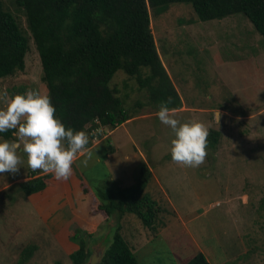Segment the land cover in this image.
Listing matches in <instances>:
<instances>
[{
    "label": "rangeland",
    "instance_id": "rangeland-1",
    "mask_svg": "<svg viewBox=\"0 0 264 264\" xmlns=\"http://www.w3.org/2000/svg\"><path fill=\"white\" fill-rule=\"evenodd\" d=\"M2 3L27 37L28 50L24 69L0 79V109L6 108L4 94L11 98L13 86L25 87L24 94L30 89L48 93L24 9L15 0ZM149 13L159 55L182 101L175 118L181 123L203 121L209 132H220L218 141L214 147L207 144L199 167L175 163L171 128L159 120V109L147 104L145 89L118 70L111 86L119 89L125 107L136 112L111 137H105L112 132L108 127L86 125L92 155H83L75 166L93 189L110 191L133 184L140 162L148 165L152 175L145 192L161 208L156 228L149 230L131 213L120 220L122 236L140 264H182L198 251L211 264H264V35L241 13L201 21L187 3ZM137 101L146 105L136 106ZM5 139L16 140L17 129L8 137L0 135ZM22 147L19 170L0 174V264H73L68 240L79 242L80 230L56 238L15 188L32 172ZM116 216L99 233L107 236L106 243L116 228ZM83 238L85 244L93 242ZM25 247L32 253L28 261L21 257ZM89 252L86 264L90 247Z\"/></svg>",
    "mask_w": 264,
    "mask_h": 264
},
{
    "label": "trees",
    "instance_id": "trees-1",
    "mask_svg": "<svg viewBox=\"0 0 264 264\" xmlns=\"http://www.w3.org/2000/svg\"><path fill=\"white\" fill-rule=\"evenodd\" d=\"M15 3L25 11L42 66L41 79L55 107V116L66 128L75 131H85L86 125L113 129L134 116L136 110L126 108L119 89L111 86L118 70L135 79L139 89H145L148 105L159 109L161 102L170 96L172 102L167 107L181 108L182 101L151 31L149 9L163 11L172 3H187L201 21L241 13L264 35V0H15ZM27 50V37L0 0V79L24 69ZM24 88L13 86L9 95L24 94ZM135 105L146 104L137 101ZM15 131L10 129L0 135L8 137ZM219 135V131L211 130L208 144L214 147ZM89 145L90 142L86 147ZM49 175L33 171L27 179L17 182L15 188L26 196L43 189ZM151 175L148 165L140 162L130 186L97 191L82 182L88 195V215L100 214L109 220L117 214L116 228L98 264H140L122 236L120 220L125 213H131L154 231L161 208L145 192ZM78 244L70 258L73 264H86L89 253L83 237ZM31 256L30 248L21 250L22 261ZM182 264L211 263L198 251Z\"/></svg>",
    "mask_w": 264,
    "mask_h": 264
},
{
    "label": "clouds",
    "instance_id": "clouds-1",
    "mask_svg": "<svg viewBox=\"0 0 264 264\" xmlns=\"http://www.w3.org/2000/svg\"><path fill=\"white\" fill-rule=\"evenodd\" d=\"M6 98V108L0 109V132L17 129L16 140H0V174L16 173L21 164L18 152L27 154L28 166L35 172L42 170L52 173L58 181H67L72 175V165L78 154L91 158V151L86 149L89 135L83 130L66 128L55 116V107L48 94H41L30 89L26 94H15ZM172 97L162 101L156 113L159 120L171 128L174 138L171 141L172 160L185 167H199L207 156L209 128L199 120L181 123L175 109L167 105ZM220 113L215 119L219 122ZM87 164V159L82 161Z\"/></svg>",
    "mask_w": 264,
    "mask_h": 264
},
{
    "label": "crops",
    "instance_id": "crops-1",
    "mask_svg": "<svg viewBox=\"0 0 264 264\" xmlns=\"http://www.w3.org/2000/svg\"><path fill=\"white\" fill-rule=\"evenodd\" d=\"M131 119L127 120L121 125L126 124ZM119 126L110 129L109 131H112L111 134H104L105 137H111L113 131H115ZM101 138L97 140L101 141ZM93 146L94 144H92L91 146L89 145L88 147H86V149L89 150L90 147ZM82 156L83 155L78 154L75 162H77ZM75 162L72 165V175L67 181H58L55 179L54 174L49 173V177L45 180V187L41 190L24 196V198L27 197V200L31 205L34 213L37 215V220L41 221L46 229L56 238L71 237L70 234L72 230L78 228L80 230L79 235H83L82 237H87V240H93L90 245L87 244V242L85 244V248L89 253V256V247L92 254L100 252L102 255L104 249L110 241L106 243L107 236L105 234L100 235L99 233L103 232L102 225L105 222H109L111 218L109 220H104L100 214L88 215V195L83 190L82 182L85 181L90 187L91 185L89 181L84 177L80 167L75 166ZM35 172L37 173V175L47 174L42 170H36ZM27 177L28 175L22 180L27 179ZM31 223L35 226L34 228L36 229V221L33 219L31 220ZM3 230L4 231H2V235L7 236V231L5 229ZM34 231L35 230L31 231V235H29L30 238H32ZM16 234H18V232ZM68 243V247L70 248L71 253H73L79 247L78 242L68 240ZM36 249H38V247H36L35 250ZM101 255H99V257Z\"/></svg>",
    "mask_w": 264,
    "mask_h": 264
},
{
    "label": "water",
    "instance_id": "water-1",
    "mask_svg": "<svg viewBox=\"0 0 264 264\" xmlns=\"http://www.w3.org/2000/svg\"><path fill=\"white\" fill-rule=\"evenodd\" d=\"M86 240H87V238H86ZM99 255H101L100 252L92 254L91 259L89 261V264H92L93 262H96L98 260V258H99Z\"/></svg>",
    "mask_w": 264,
    "mask_h": 264
}]
</instances>
